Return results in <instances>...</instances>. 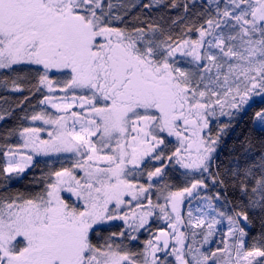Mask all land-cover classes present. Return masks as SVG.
Wrapping results in <instances>:
<instances>
[{
    "label": "snow or ice",
    "instance_id": "6c2138e0",
    "mask_svg": "<svg viewBox=\"0 0 264 264\" xmlns=\"http://www.w3.org/2000/svg\"><path fill=\"white\" fill-rule=\"evenodd\" d=\"M161 4L148 0L139 6L145 11ZM181 6L187 13L196 4L171 0L167 5ZM136 7L131 0H0V69L37 65L42 69L37 91L40 86L55 91L49 73L56 72L67 77L60 91L85 93L62 103L56 101L67 96H45L41 104L63 113L30 117L53 126L48 139L41 138L42 129L25 127L19 130L23 143L4 153L5 179L32 165L26 149L37 155L71 153L75 159L70 167L45 174L39 192L0 196V264H141L138 253L116 243L124 230L108 235L100 230L120 220L135 240L131 233L145 228L156 208L171 231L161 229L145 241L142 264H165L168 255L176 264H264V151L254 154L246 139L242 161L222 167L217 158L232 121L254 97L264 98V0H225L223 8L218 0H207L201 7L214 8L216 16L185 30V35L196 31L197 39L174 40L148 21L146 28L113 24L123 23ZM177 54L191 57L194 68L177 66ZM12 85L23 90L16 80ZM74 106L79 111H69ZM220 117L228 122L220 124ZM254 121L264 132V108L254 113ZM170 138L175 146L169 154ZM152 162L160 166L149 168ZM169 165L177 176L168 174ZM179 177L185 186L172 190ZM207 181L218 189L203 197L207 208L218 200L230 203V192L236 197L231 215L218 213L226 216L228 230L223 247L213 251L201 249L221 221L200 209L198 216L189 211L185 224L181 214L185 196L208 189ZM153 190L164 204L153 203ZM250 213L259 214L262 231L246 247V229L254 222ZM204 227L201 246L188 244L185 250L181 228H192L196 243L195 229ZM170 240L175 246L167 252ZM161 252L165 260L157 255Z\"/></svg>",
    "mask_w": 264,
    "mask_h": 264
},
{
    "label": "trees",
    "instance_id": "16d2710c",
    "mask_svg": "<svg viewBox=\"0 0 264 264\" xmlns=\"http://www.w3.org/2000/svg\"><path fill=\"white\" fill-rule=\"evenodd\" d=\"M132 3H136L137 7L132 9L127 16L124 17V22L113 21V24L120 27H127L129 29L133 27H147V23L143 21L153 22L160 25L165 31V35H171L175 40L179 36L189 38L195 35L196 31H192L185 35V30L188 27L199 28L204 20L209 16L215 17L216 13L214 8L210 7L205 11L201 6L207 2V0H188L191 5L193 2L196 7H191L187 13L184 12L183 7L172 9L167 7L171 0H162L161 5H157L150 10L142 11L140 6L143 3H147L148 0H131ZM182 5L185 0H178ZM217 2L214 1V3ZM221 8H223L225 0H218ZM107 3V0H104ZM202 13V15H197ZM139 16L140 19L136 20L135 17ZM180 17L181 19H177ZM176 20V23H173ZM224 31L227 33L229 29L224 27ZM215 51V50H214ZM177 66L182 68H194V64L188 65L186 60H178ZM42 72L41 68L32 67L28 65H14L11 69H0V81L7 79V84L0 83V115H4L5 118L0 120V196H15L18 193H22L25 196L39 192L44 187V181L41 179L45 174L49 172L58 171L63 167H70L73 162L72 159L67 157H58L54 159H35L32 162L30 168L20 176L13 175L11 179H5L3 173V167L6 165V156L4 153L8 150L9 146L16 147L20 144L19 130L28 127V120L33 114H38L43 111L41 100L45 97V92L40 86V90H36L38 84L39 75ZM52 78L53 76L50 75ZM16 80L23 87L22 91L13 90L12 81ZM25 97H28L25 100ZM23 101V103H21ZM264 108V98L262 100H255L247 107L246 111L241 113L238 118L232 121L231 127L227 130L226 134L222 137V143L217 152L218 162L222 167H228L235 160H243V154L248 148L247 140H251V148L254 154H259L264 151V132H260L259 126L254 123V113ZM7 113V114H6ZM228 117H220L219 123L224 124L228 122ZM212 134L215 135L217 128V121L213 120L211 123ZM10 129H15V134L6 137V133ZM174 150V147L168 145V153ZM215 168V165L213 166ZM168 174L170 176H177L178 173L174 171L172 165L168 166ZM175 183L176 190L185 186V182L182 177H179L172 181ZM215 192L218 190L214 189ZM213 196L212 193L208 194ZM236 197L230 192L229 201L225 203L220 200V204L216 205L218 211H228L232 213L233 202ZM254 218V222L250 225L246 231L249 235L246 239V247L250 246L254 241L259 239L261 234V223L258 213H250ZM102 235H108L111 232L119 233L121 227L119 223L110 224L104 226L101 230ZM190 231V230H189ZM190 233H192L190 231ZM116 243H121L116 241ZM190 244L193 243V237L190 234ZM139 246H135L134 252H139ZM196 248H199L198 246Z\"/></svg>",
    "mask_w": 264,
    "mask_h": 264
},
{
    "label": "rangeland",
    "instance_id": "374dc122",
    "mask_svg": "<svg viewBox=\"0 0 264 264\" xmlns=\"http://www.w3.org/2000/svg\"><path fill=\"white\" fill-rule=\"evenodd\" d=\"M216 1V0H214ZM191 39H197L198 38V33L196 32L195 35L190 37ZM206 39H211V37H208ZM207 47V45H206ZM218 51L216 49H213V51ZM177 58L178 60H186L188 61V65H192L189 62L191 61V57H182L180 56V54H177ZM21 65H28V66H32V67H39L37 65H30V64H21ZM186 69H188V67H186ZM52 75L53 77L51 78L54 81L53 84V88L55 89V91L50 92L47 86H41L42 89L45 92V96H52L55 98H62L67 96L68 100L67 101H62V100H57L56 102L58 103H62V102H71V97L75 94L77 96L80 95H84L85 93H83L80 90H69L67 92L65 91H60L61 88H63V82L64 80L67 79L66 76H63L59 73L56 72H52L49 73V76ZM263 98H261L260 96L254 97L252 101H250V103H252L255 100H262ZM43 107V111L40 112L41 114H46L48 116H58V115H62L63 113L58 111L57 109L53 108L51 106V104L45 103L42 104ZM69 111H79L78 106H74L73 109L69 110ZM69 123H71V121H69ZM212 123V122H211ZM254 123L257 125V127L259 126V122L258 121H254ZM28 127H34V128H40L42 129L41 132V138L42 139H48V131H52L53 130V126L52 125H47L45 124L42 120H38V121H32L31 119L28 120ZM211 126V124H210ZM19 140H20V144L23 143L22 138L19 135ZM171 143H169L171 146H175L174 141L175 138H170ZM19 144V145H20ZM14 148V147H13ZM8 151V150H7ZM25 152H27L30 155H33V161H35V159H54V158H58V157H67L72 159V161L75 159V157L71 154V153H49L48 155H44V154H33L31 153V150H24ZM6 162H7V157H6ZM165 163H167V161H165ZM31 166V165H30ZM30 166L28 168L25 169V171H27ZM160 166L158 162H152L148 167L149 168H154ZM209 184L208 189H198L194 191V194L192 197H188L185 196L184 198V203L181 206V214L184 217V221L185 224H187L188 221V212L192 211L193 216H198L200 215V209H205L207 211L208 217H216V219L220 220L221 222L216 225L215 227V232L213 237L209 240V242L207 244L203 245V248L201 249L202 251H213L215 250L217 247H223V244L220 243V241L223 239L224 237V233L227 232L228 230V221L226 216L225 217H220L218 215V213L220 211H218V209L216 208V205H219L220 200L218 201H214V206L212 208H207L206 206V202L203 199V197L205 196H209V193H212L214 195L216 187H213L211 184V181H207ZM140 183H147L146 177H142L140 178ZM126 199H130V197H126ZM152 201L153 203H160V204H164L165 201L163 200V198L157 200V196L155 191L153 190L152 192ZM142 203L147 204V200H143ZM131 208L135 207V202H133V204L131 206H129ZM129 207H125L123 208V211L127 212L129 211ZM168 210L169 212H171V206H168ZM225 212L227 215H231L230 213H228V211H223ZM174 217V214H172ZM115 223H119L121 230L125 231V237L120 239L118 238L116 241H120L121 243H123V245L126 246L125 250H128L130 252H134L135 246H139V252H138V261L141 262L142 264V260H143V250L145 247V241H147L150 238H153V236L155 234H158V232L161 229H165L167 231H171V229L168 228V221L165 220L163 218V214L160 212V210L158 208L153 209V215L151 217H149L148 220V225L145 226V228L140 229L138 232H132L131 235H134L137 237V239L135 240H131L128 236V231L127 229H125L124 226V222L117 220V221H113L110 222V224H115ZM109 224V225H110ZM107 226V225H106ZM182 231H185L186 233V239H185V250H187V245L190 244V231L192 232L193 229L192 228H181ZM190 230V231H189ZM195 231L198 233V235L196 236L195 240L196 243H192L193 244V248H196L197 246L200 247L201 244L200 242L203 239V232L207 231V228L204 227L203 229H195ZM192 235V234H191ZM175 246V241L170 240V247L168 249L167 252H171V248ZM158 256H160L161 260H165V254L163 252L161 253H157ZM189 259H191V257H188ZM165 264H176L175 262V257L172 255H168Z\"/></svg>",
    "mask_w": 264,
    "mask_h": 264
},
{
    "label": "water",
    "instance_id": "95a60500",
    "mask_svg": "<svg viewBox=\"0 0 264 264\" xmlns=\"http://www.w3.org/2000/svg\"><path fill=\"white\" fill-rule=\"evenodd\" d=\"M169 246H170V243H169ZM169 249V248H168ZM168 249L166 251H168Z\"/></svg>",
    "mask_w": 264,
    "mask_h": 264
},
{
    "label": "flooded vegetation",
    "instance_id": "af4514ba",
    "mask_svg": "<svg viewBox=\"0 0 264 264\" xmlns=\"http://www.w3.org/2000/svg\"><path fill=\"white\" fill-rule=\"evenodd\" d=\"M39 68V67H38ZM170 243V242H169ZM170 247V246H169Z\"/></svg>",
    "mask_w": 264,
    "mask_h": 264
}]
</instances>
